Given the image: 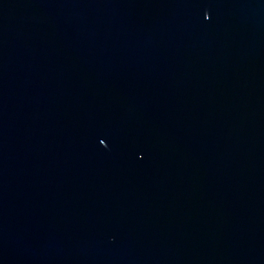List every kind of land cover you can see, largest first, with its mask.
<instances>
[{"label": "water", "instance_id": "95a60500", "mask_svg": "<svg viewBox=\"0 0 264 264\" xmlns=\"http://www.w3.org/2000/svg\"><path fill=\"white\" fill-rule=\"evenodd\" d=\"M0 264H264V0H0Z\"/></svg>", "mask_w": 264, "mask_h": 264}]
</instances>
